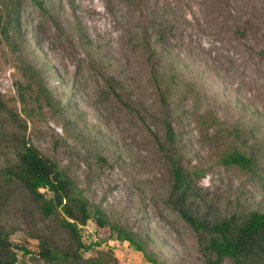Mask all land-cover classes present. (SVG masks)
Listing matches in <instances>:
<instances>
[{
    "label": "rangeland",
    "instance_id": "374dc122",
    "mask_svg": "<svg viewBox=\"0 0 264 264\" xmlns=\"http://www.w3.org/2000/svg\"><path fill=\"white\" fill-rule=\"evenodd\" d=\"M23 137L158 260L211 264L200 225L264 212V0H0V229L50 264L21 247L73 240L5 175ZM108 233L83 256L152 264Z\"/></svg>",
    "mask_w": 264,
    "mask_h": 264
},
{
    "label": "trees",
    "instance_id": "16d2710c",
    "mask_svg": "<svg viewBox=\"0 0 264 264\" xmlns=\"http://www.w3.org/2000/svg\"><path fill=\"white\" fill-rule=\"evenodd\" d=\"M232 159L239 161L237 156ZM5 175L25 187L44 215L57 213L60 225L67 229L73 240L68 248L59 250L48 240L42 239L37 250L22 246L23 253L50 264H115L113 254L110 255L109 263L101 255L83 256L84 251L100 243H85L81 238V226L88 220H93L97 230L108 228L107 237L128 241L142 251L152 264H166L145 250L142 238L132 230L112 222L101 208L96 207L91 213L87 198L68 175L24 137L18 156L6 168ZM176 179L183 184L182 171L177 170ZM184 214L192 223L198 225L189 213ZM200 226L206 232L204 247L211 264H221L226 260L233 264H264V212L251 210L244 216L232 215ZM0 250V264L19 263L17 252L11 248L8 236L1 229Z\"/></svg>",
    "mask_w": 264,
    "mask_h": 264
},
{
    "label": "built area",
    "instance_id": "2783aa9c",
    "mask_svg": "<svg viewBox=\"0 0 264 264\" xmlns=\"http://www.w3.org/2000/svg\"><path fill=\"white\" fill-rule=\"evenodd\" d=\"M16 264H19L18 262H15Z\"/></svg>",
    "mask_w": 264,
    "mask_h": 264
}]
</instances>
